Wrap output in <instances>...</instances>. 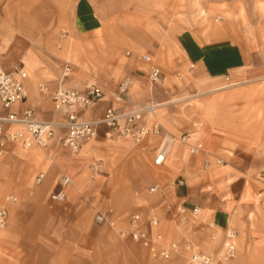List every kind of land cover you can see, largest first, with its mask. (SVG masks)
I'll return each instance as SVG.
<instances>
[{
	"label": "crops",
	"instance_id": "obj_1",
	"mask_svg": "<svg viewBox=\"0 0 264 264\" xmlns=\"http://www.w3.org/2000/svg\"><path fill=\"white\" fill-rule=\"evenodd\" d=\"M76 1H81L82 7L74 11L73 27L81 35L99 33L103 29L104 12L96 10L90 0ZM85 2L90 4L89 8L84 7ZM257 3L264 9V0ZM258 4L254 3L253 12L258 22L245 31L227 23L214 26L209 38L194 29L192 32L184 30L174 37L173 47L164 51H151L132 43L131 57L126 62L123 60L126 66L121 71L123 78L120 77L130 81L124 100L116 101V87L107 88L105 98L80 110L79 117L98 122L110 107H114L118 115H124L137 110L139 104L149 102L151 94L147 86L152 84L149 73L154 67L160 68L169 81L197 89L200 95L215 94L220 98L237 91L248 97L251 91L264 112V15L260 14ZM35 46L37 43L27 46L29 53L27 51L19 68L27 74L24 81L27 99L10 109L0 108V117L11 113L21 115L30 110L37 120L55 124L56 134L44 149L23 150L10 144L0 158V206L7 209L13 223L22 209L33 213L24 221L28 222L29 229L33 227L27 251L19 255L14 245L5 248L0 243V264H138V257L133 254L137 248L129 240H119L114 230L96 225L93 220L96 214L106 215L124 229L129 227L130 214H140L144 219L156 216L165 243L187 239L196 251L206 249L205 245L216 238L215 235L227 242V234H235L237 248L243 255L247 239L254 242L264 239V228L260 229L258 217L251 219L246 212L248 207L258 205L256 193L259 190L249 184V177L245 179L248 171L235 162L237 159L229 152L230 144L225 135L203 125L215 98L204 107L202 120L195 117L186 121L173 107L171 114L159 112L160 135L147 136L139 143L102 124L97 125L96 136L78 153H72L59 144L66 133L64 115L54 110L51 100L40 94L37 86L44 83L55 90L61 84L82 91L90 86L94 77L89 81L73 75L62 80L63 65L60 67L47 55L41 56ZM94 46L96 43L92 44ZM119 50V47L113 49L112 53ZM146 54L152 58L150 64L140 61ZM113 61L109 57L106 64ZM0 67L7 71L18 69L3 64ZM110 68L111 74L107 68L108 79L112 81L116 68L112 64ZM251 84L253 87L246 90ZM150 123L151 118L146 116L135 127ZM197 146L201 147L193 153L191 149ZM159 154H163L164 159L156 166L154 159ZM39 174H43V179L36 184ZM62 177L69 178L71 184L64 190L65 199L56 202L51 196L60 191ZM153 187L157 190L151 192ZM6 196L17 198L19 202H5ZM180 208L185 211V226L177 218ZM195 208L198 214L193 216ZM259 218L263 221L264 215ZM32 224L45 226L47 234L42 240L49 241L51 247L44 252L35 249L36 239L32 235L35 225ZM8 233V230L6 234L1 232L0 239L4 235L12 242L20 239L19 231L10 229ZM233 243L235 245V240ZM43 257L46 258L43 260Z\"/></svg>",
	"mask_w": 264,
	"mask_h": 264
},
{
	"label": "rangeland",
	"instance_id": "obj_2",
	"mask_svg": "<svg viewBox=\"0 0 264 264\" xmlns=\"http://www.w3.org/2000/svg\"><path fill=\"white\" fill-rule=\"evenodd\" d=\"M90 1L94 4L96 10L99 9L105 14L103 17V29L96 34L81 35L73 27V22L75 21L74 11L82 7L81 1L0 0V64L9 67L14 66L13 69H19L22 67L20 62L23 57L29 53L27 46L32 47L34 43H37L35 48L37 47V51H39L41 56L47 55L51 57V59L58 62L60 67L62 64L63 73L65 66H68L70 67L69 76L77 75L79 78H85L89 81L94 77L90 85L95 84L103 91L107 88L113 90L115 87L118 88L122 82L128 81V90L130 81L128 78L121 79L123 78L121 71L126 66L123 60L126 62L131 57L129 55V47L132 43L145 46L151 51H164L173 47L174 37L184 30L192 32L194 29L196 32H200L204 38H209L214 26L227 23L228 26L239 27V30L245 31L258 22V20H255L253 12L255 13L254 3L258 4L259 0ZM86 4L87 2H85L84 7L89 8L90 4ZM257 6L260 14L264 15L262 5L258 4ZM93 43H96V46L92 47ZM67 46H69L68 51H66ZM118 47L120 50L112 53V50ZM149 53L152 54L150 51ZM144 56L149 57L150 61L144 62L142 60L143 56H141L140 61L143 62L142 64H150L152 61L151 56L148 54ZM109 57L113 58L114 61L106 64ZM111 64L116 68L114 75L116 83L113 82L115 81L114 79L112 81L108 79L107 68L110 69L111 74ZM158 69L160 71V81L156 84L149 83L147 86V91L151 94V98H148L149 102L139 105L154 106V117L160 124L161 116L159 112L171 114L172 107L177 113H181L186 121H188V118L191 121L195 117L198 120H202L205 118L202 114L204 107L211 99L215 98L216 101H212L215 103L210 112H207L206 115L208 117L205 118L203 125L208 130L216 133L222 132L225 135L226 140L230 144L229 152L234 156V159H237L235 162L243 165L246 168L245 171H248L245 173V179L249 177V184L256 187L259 190L258 193L263 191L264 142L261 141L264 138L261 139V136L264 137V129H262L264 127V112L259 109L260 102L258 98L251 96V91H249L250 95L248 97L242 96V93L237 91L228 96H220V98L215 96V94L200 95L201 92L197 89L195 91L181 83L176 82L174 84L172 80L169 81L168 77H164L161 69ZM163 78H165V82H163ZM178 79L180 80V76ZM252 87V84L247 85L245 89H251ZM116 92L117 89L114 92V97ZM173 99L177 100L173 101ZM243 110L245 111L243 112ZM149 118L152 119L150 115ZM256 195L258 197L257 193ZM15 199L16 201L13 204L19 202L17 198ZM257 200L259 201L258 205L248 207L246 212L251 219L258 217L257 221L261 223L259 227L263 229L264 219L262 221V218L259 217L264 215V196ZM29 214L30 210L22 209L19 214L20 217L16 218L13 223L10 221L7 211L6 224L0 230V234L1 232L6 234L7 230L9 231L8 234H10V229L20 232V239L16 242H12L6 235L2 237L3 240L0 239V243L5 248H10L11 245H14L15 251L19 255L27 251L28 236L30 235L31 237L33 230V227L29 229L28 222H24ZM32 215L33 213L30 214V216ZM133 215L140 214L133 213L128 218ZM152 217L157 219L156 216H150L147 219L141 216L144 222ZM177 218L181 219V216L179 215ZM31 220L33 223L32 218ZM181 224L183 223L181 222ZM11 225H13L12 228ZM34 225L32 224V226ZM185 225L183 224V226ZM98 226L106 227L110 231L114 230L117 238L121 241L129 240L137 248V250H133V254L138 257V264L182 263L188 255V253L182 251L181 256H175L168 261L155 259L141 245L133 243L130 239H120L117 229L124 228H119L116 224V229L107 225L98 224ZM46 234L44 225L41 227L35 225V233L33 232L32 235H35V249L37 251L44 252L51 247L49 241L42 240ZM217 236L215 235L216 238L211 239L205 245L207 246L206 249L200 248L196 244L203 250H199V252L209 255L214 260L220 258L226 242L225 239L222 240L221 236ZM234 240L237 248V238ZM169 243H176L182 249L183 245L189 243V241L186 239L184 241L168 242L167 244ZM244 247V255L243 251L237 248L233 259L227 262H217V264H264V239L261 242L247 239ZM45 258L43 257L42 259L44 260Z\"/></svg>",
	"mask_w": 264,
	"mask_h": 264
},
{
	"label": "built area",
	"instance_id": "obj_3",
	"mask_svg": "<svg viewBox=\"0 0 264 264\" xmlns=\"http://www.w3.org/2000/svg\"><path fill=\"white\" fill-rule=\"evenodd\" d=\"M142 60L149 62L150 58L143 56ZM69 74L70 67L65 66L62 80L67 78ZM26 79L27 74L23 69L7 71L0 67V108L10 109L27 99L28 94L24 86ZM149 79L154 84L160 81L158 68L151 69ZM128 85V81H124L118 86L115 94L117 102L120 103L124 100L123 96H125ZM37 90L51 100L55 111L64 115L66 122L63 127L66 133L60 138L59 144L72 153H78L86 142L94 138L97 125L101 124L108 130L130 139L134 143H139L143 138L150 135H160V124L154 117L155 107L152 105L139 106L137 110L124 115H118L116 109L110 107L98 122L81 119L78 115L80 110L90 108L105 98L104 91L95 84L80 91L61 86V84L55 90H50L47 84L40 83ZM149 115L152 117L149 126L135 127L137 122L142 121L144 117ZM55 134V124L37 120L30 110L23 111L21 115L6 114L0 117V158L3 157L7 146L10 144L23 150L44 149L55 139ZM198 149H200V146L191 150L196 153ZM163 159V154L157 155L154 159V165L159 166L162 164ZM217 163L220 164L221 162ZM42 179L43 174H39L35 179V183L39 184ZM70 184L69 178L62 177L59 180L60 191L52 195L51 199L62 202L65 199L64 190ZM156 190L157 187H153L150 191L154 192ZM262 196H264V190L258 193V198ZM5 201L14 203L16 199L8 196L5 197ZM179 213L182 215L181 222L185 224L187 222L184 216L185 211L180 208ZM197 214L198 209H193L192 215L196 216ZM6 219L7 210L0 207V230L4 228ZM94 221L97 224L116 229L115 223L105 215L96 214ZM117 232L120 239H130L133 243L141 245L155 259L168 261L175 256H181L182 251L188 253L184 262L176 264H217V262H227L233 259L236 254L234 248L224 245L220 258L214 260L209 255L194 250L189 243H185L182 249L176 243L167 244L164 242V236L159 230V222L155 217L144 222L140 215H133L129 219L128 229H117ZM234 238L235 234L233 233L227 236L228 240Z\"/></svg>",
	"mask_w": 264,
	"mask_h": 264
},
{
	"label": "bare ground",
	"instance_id": "obj_4",
	"mask_svg": "<svg viewBox=\"0 0 264 264\" xmlns=\"http://www.w3.org/2000/svg\"><path fill=\"white\" fill-rule=\"evenodd\" d=\"M201 147V146H200ZM230 234V233H229ZM229 234H227L228 236H229ZM235 239V238H234ZM234 239L233 240H228L227 239V242L224 244L226 247L227 246H231L232 248H234V250L236 251V248H235V245H234V243H233V241H234ZM237 252V251H236Z\"/></svg>",
	"mask_w": 264,
	"mask_h": 264
}]
</instances>
